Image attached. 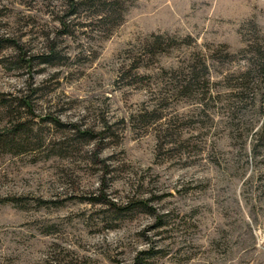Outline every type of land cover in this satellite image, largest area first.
Instances as JSON below:
<instances>
[{"label": "rangeland", "instance_id": "rangeland-1", "mask_svg": "<svg viewBox=\"0 0 264 264\" xmlns=\"http://www.w3.org/2000/svg\"><path fill=\"white\" fill-rule=\"evenodd\" d=\"M0 264H264V0H0Z\"/></svg>", "mask_w": 264, "mask_h": 264}]
</instances>
